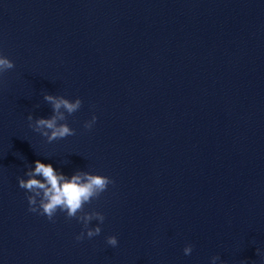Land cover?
<instances>
[{
    "label": "water",
    "instance_id": "95a60500",
    "mask_svg": "<svg viewBox=\"0 0 264 264\" xmlns=\"http://www.w3.org/2000/svg\"><path fill=\"white\" fill-rule=\"evenodd\" d=\"M0 54V264H264V0H0ZM44 91L75 135L29 127ZM36 160L114 180L99 235L28 211Z\"/></svg>",
    "mask_w": 264,
    "mask_h": 264
},
{
    "label": "clouds",
    "instance_id": "9594fccd",
    "mask_svg": "<svg viewBox=\"0 0 264 264\" xmlns=\"http://www.w3.org/2000/svg\"><path fill=\"white\" fill-rule=\"evenodd\" d=\"M15 67L14 61L7 56L0 54V76ZM43 100L52 108V114L45 117H35L31 112L27 115L29 127L47 139L49 143L54 140L63 139L76 134L75 129L67 123V117L77 112L82 106L79 97L75 99L66 98L63 95L43 92ZM36 107H39L37 104ZM97 117L93 114L91 120L84 122L85 129H91ZM26 179L18 177V186L28 193V211L44 215L48 220L53 221L57 212L66 214V218H75L82 223L83 228L75 239L92 238L101 233V225L105 220L102 212L92 210L86 211L85 205L90 204L94 199H99L114 180L106 175L96 174L89 171L77 170L70 177L54 169L52 164L35 161V167H27ZM96 220L95 226H90L91 221ZM106 242L112 247L118 245L115 235L106 237ZM193 250L192 244H186L183 252L190 255ZM257 255L264 262V253L256 249ZM226 264L221 260L220 255L211 257V264ZM245 264V262H243Z\"/></svg>",
    "mask_w": 264,
    "mask_h": 264
}]
</instances>
